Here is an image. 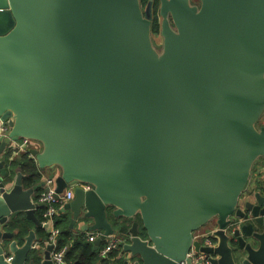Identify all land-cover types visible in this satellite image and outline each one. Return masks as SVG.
Instances as JSON below:
<instances>
[{
    "label": "water",
    "instance_id": "water-1",
    "mask_svg": "<svg viewBox=\"0 0 264 264\" xmlns=\"http://www.w3.org/2000/svg\"><path fill=\"white\" fill-rule=\"evenodd\" d=\"M263 112L264 0H0V264H54L46 203L4 166L20 137L97 244L109 209L131 220L114 264H264V189L241 204ZM213 217L215 243L194 240Z\"/></svg>",
    "mask_w": 264,
    "mask_h": 264
},
{
    "label": "crops",
    "instance_id": "crops-1",
    "mask_svg": "<svg viewBox=\"0 0 264 264\" xmlns=\"http://www.w3.org/2000/svg\"><path fill=\"white\" fill-rule=\"evenodd\" d=\"M192 1H195V0H192ZM264 124V112H263V115H262V120H261V124ZM34 148H37V149H41L42 148V145L39 141H36V144L34 145ZM5 153L3 154V157L6 159V162H5V167L7 168V171L8 173H11L13 175V177L15 178L16 177V174H17V171H22L24 173V175L26 176L27 173L25 171H23V168H22V160H21V156L23 152H20V151H11L8 149V145L7 147L5 148ZM7 152H10V155L9 157L7 158L6 157V153ZM29 155V154H28ZM30 157V156H29ZM15 159H17L18 161L15 163L13 162ZM34 161L35 158H33ZM36 165H37V162H36ZM38 168V171L40 172L41 174V177L36 179L34 182H32L28 187L29 188H33V186H36V188L34 189L33 188V195H34V199L36 202H39V195L40 193L42 192V190L45 189L46 187V179L49 177V174L51 172H55L56 175L60 174L61 173V168L56 166L54 168H50V167H47L45 170L41 171L39 169V167L37 166ZM1 174V172H0ZM27 187V188H28ZM264 189V154L259 156L255 162L253 163L252 167H251V173H250V176H249V179H248V182L244 188V191H243V195H242V199H241V204H243V200L247 199L253 191L257 190V189ZM44 211H45V208L44 207H41V206H38L36 209H35V215L39 218H41L44 214ZM113 218H117V219H120L122 220L123 218H126L124 216H115L113 213ZM58 217L62 218L63 220V223L62 225L65 227L66 230H68V232H71L73 235L75 236H79L80 234L81 235H84L86 237V240L89 241V242H92V244H94V248L95 246L97 245L98 248H95V250H97L98 252L104 248L105 244H107L108 242V238H109V235L107 236L106 239L104 240H101L99 241V243L97 244L95 242V240L97 239H94V240H91L88 236V233L90 231H93L92 229H88V230H82V226L84 224V221L82 220H79L78 222H75L73 224H71V218L73 216V211L71 209H68L66 210L64 213H58L57 215ZM20 219H22V222H24L25 224H28V227L27 228H36L33 220L27 218L25 216V214H20L18 216ZM109 219L110 221L113 223V220H112V217L109 215ZM128 219V218H127ZM231 219H233V217H231ZM89 220H92V218H90ZM131 222L130 219H128ZM216 217H213L211 220H209L206 224H204L201 228H199V233H202V232H205L208 228H215L216 227V224H217V221H216ZM115 226V225H114ZM116 228V231L115 233H112L110 235H116L118 237H121L123 239H125L123 237V235H121L119 233V230L118 228L115 226ZM7 229H14L13 227L11 226H8ZM17 228L15 227V230ZM100 230V229H98ZM101 231H103L101 229ZM36 233L37 234H40L42 236V243L40 244L41 246L45 245V244H49V235L51 234V232H47L45 229H41L40 227H37L36 229ZM28 234V230L25 231L24 234L21 235L20 237V244H22L25 239H24V235ZM129 236V234L127 235V237ZM126 237V238H127ZM199 240L201 241L200 237H199ZM105 241V243H104ZM39 242H36V245H38ZM114 251V255L112 257H110V260L112 261H115L116 258L119 256V253L121 251V248H114L112 250H110L109 252H112ZM108 252V253H109ZM108 253L106 255H102V256H107ZM101 255V253H100Z\"/></svg>",
    "mask_w": 264,
    "mask_h": 264
},
{
    "label": "built area",
    "instance_id": "built-area-1",
    "mask_svg": "<svg viewBox=\"0 0 264 264\" xmlns=\"http://www.w3.org/2000/svg\"><path fill=\"white\" fill-rule=\"evenodd\" d=\"M10 126L7 121H3L0 123V139H2L5 135L8 134ZM36 144V140L29 137H20L19 139L11 140L8 144V149L13 151L27 152L30 156L31 148H34ZM83 188H88L89 186L84 183H79ZM46 186L44 190L39 195V200L46 203L44 216H50L51 222V234L49 235V242L54 245V249L52 251V258L54 264H67L65 261V251L66 247L57 248V235L60 233V228L56 226L57 223L54 220L57 218L59 213V209L64 206V204L71 200L74 197V187H67L58 195H56V185L54 178L48 177L46 179ZM102 234L101 230H93L88 233V236L91 240L96 239L98 236ZM205 244L213 245L216 240L213 239L212 236L208 235L205 232L199 233V229L195 231L194 240H199ZM123 239L116 235H109L108 242L101 250V255H106L110 250L114 248H119L120 243ZM189 256H191L194 263H197L199 260V252L196 250L195 246H192ZM10 255L8 259H11ZM186 260H182L179 264H186ZM204 264H209V260H205Z\"/></svg>",
    "mask_w": 264,
    "mask_h": 264
},
{
    "label": "trees",
    "instance_id": "trees-1",
    "mask_svg": "<svg viewBox=\"0 0 264 264\" xmlns=\"http://www.w3.org/2000/svg\"><path fill=\"white\" fill-rule=\"evenodd\" d=\"M143 4L147 2V0H141ZM151 29L153 32L158 33L160 29V23L157 16L155 17L151 23ZM20 157L22 160V168L23 171L27 173L24 177V186L28 187L32 182L41 177L40 172L38 171L36 161L32 157H29L27 152L21 153ZM10 152L6 153V157L8 158ZM15 159L13 162H17ZM10 177L13 175L9 173ZM109 215L112 217L113 225H115L119 233L123 235L124 238L129 234V227L131 225L130 221L127 218H123L122 220L113 218L112 211L109 209ZM140 220V216L137 217ZM62 218L57 216V224L60 228V233L57 235V248L66 247L65 251V261L67 264H114L115 261L110 260L114 254V251L109 252L107 256L100 255V251L98 252L94 248V244L86 240L84 235L75 236L71 232L65 229L62 225ZM14 225H11L13 227ZM121 238V237H120ZM123 239V238H122ZM105 243V241H104ZM106 245V244H105Z\"/></svg>",
    "mask_w": 264,
    "mask_h": 264
},
{
    "label": "rangeland",
    "instance_id": "rangeland-1",
    "mask_svg": "<svg viewBox=\"0 0 264 264\" xmlns=\"http://www.w3.org/2000/svg\"><path fill=\"white\" fill-rule=\"evenodd\" d=\"M152 41L157 51L161 53L164 48V38L162 34L159 32L158 33L152 32Z\"/></svg>",
    "mask_w": 264,
    "mask_h": 264
},
{
    "label": "bare ground",
    "instance_id": "bare-ground-1",
    "mask_svg": "<svg viewBox=\"0 0 264 264\" xmlns=\"http://www.w3.org/2000/svg\"><path fill=\"white\" fill-rule=\"evenodd\" d=\"M30 156V155H29ZM31 157V156H30ZM32 158H35V157H32Z\"/></svg>",
    "mask_w": 264,
    "mask_h": 264
}]
</instances>
